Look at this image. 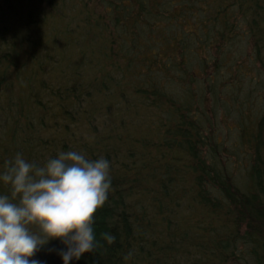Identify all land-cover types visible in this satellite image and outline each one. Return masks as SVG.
I'll use <instances>...</instances> for the list:
<instances>
[{
	"label": "trees",
	"instance_id": "1",
	"mask_svg": "<svg viewBox=\"0 0 264 264\" xmlns=\"http://www.w3.org/2000/svg\"><path fill=\"white\" fill-rule=\"evenodd\" d=\"M61 150L110 161L70 264H264V0H0V170Z\"/></svg>",
	"mask_w": 264,
	"mask_h": 264
},
{
	"label": "clouds",
	"instance_id": "2",
	"mask_svg": "<svg viewBox=\"0 0 264 264\" xmlns=\"http://www.w3.org/2000/svg\"><path fill=\"white\" fill-rule=\"evenodd\" d=\"M11 195H0V264H45L32 258L50 240L62 264L112 244L111 232L95 231L96 211L111 188L110 161L79 150H61L41 164L17 152L0 170ZM35 226L36 230H32Z\"/></svg>",
	"mask_w": 264,
	"mask_h": 264
}]
</instances>
